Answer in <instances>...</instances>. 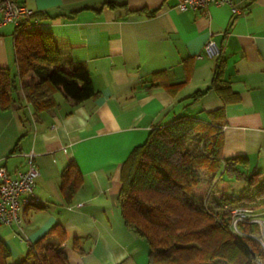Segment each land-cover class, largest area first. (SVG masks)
Wrapping results in <instances>:
<instances>
[{
	"label": "crops",
	"instance_id": "1",
	"mask_svg": "<svg viewBox=\"0 0 264 264\" xmlns=\"http://www.w3.org/2000/svg\"><path fill=\"white\" fill-rule=\"evenodd\" d=\"M21 1L47 13L38 27L73 44L72 57L89 69L97 93L73 105L58 92L53 110L36 112L19 87L11 106H0V164L16 175L34 151L40 171L41 203L23 209L20 225L0 226L11 253L24 255L60 223L70 264H149L148 242L122 216L121 166L153 127L181 115L225 105L224 155H247L264 170V0H236L244 7L236 15L227 4L183 10L177 0ZM15 29L0 26V67L13 74ZM220 52L234 99L225 103L214 89L193 98L211 84ZM70 162L83 183L67 197L62 172Z\"/></svg>",
	"mask_w": 264,
	"mask_h": 264
},
{
	"label": "trees",
	"instance_id": "2",
	"mask_svg": "<svg viewBox=\"0 0 264 264\" xmlns=\"http://www.w3.org/2000/svg\"><path fill=\"white\" fill-rule=\"evenodd\" d=\"M105 5L127 6L115 1ZM128 10L153 15L157 9ZM46 14L35 11L34 17ZM14 46L17 72L0 67L1 108L11 106L19 87L36 112L53 110L58 92L73 105L96 95L89 69L73 59L69 40L23 23L16 26ZM218 55L211 84L193 98L214 89L225 103L234 99L231 81L224 75L223 54ZM205 114H185L156 125L122 163L118 202L125 225L148 242L149 264H259L264 259L260 224L240 219L235 225L230 210L249 206L264 211V198L253 205L240 203L255 200L264 185L251 194L230 189L231 180H242L252 188L262 170L251 165L247 155H224L225 105ZM82 183L81 170L70 162L62 172L67 197ZM65 240V229L56 223L30 243L25 258L13 264H70ZM10 254L0 238V264H11Z\"/></svg>",
	"mask_w": 264,
	"mask_h": 264
},
{
	"label": "built area",
	"instance_id": "3",
	"mask_svg": "<svg viewBox=\"0 0 264 264\" xmlns=\"http://www.w3.org/2000/svg\"><path fill=\"white\" fill-rule=\"evenodd\" d=\"M212 4H227L234 15L242 13L244 7L236 0H177V6L183 10L207 9ZM35 10L21 0H0V26L13 23L15 26L23 23L34 25L38 19L34 17ZM215 41L210 40L205 49L208 53L213 51ZM27 168L13 175L7 166L0 164V224L20 225L23 209L29 205L41 203L40 197L35 192L36 178L40 171L35 161L34 151L26 153ZM82 204V203H81ZM235 219L259 222L261 227L260 237L264 246V219L258 217V212L249 206H235L230 208ZM264 264V259L258 261Z\"/></svg>",
	"mask_w": 264,
	"mask_h": 264
},
{
	"label": "rangeland",
	"instance_id": "4",
	"mask_svg": "<svg viewBox=\"0 0 264 264\" xmlns=\"http://www.w3.org/2000/svg\"><path fill=\"white\" fill-rule=\"evenodd\" d=\"M13 71L16 72V68L13 69ZM259 170H262V169H259ZM264 185V170H262V173L259 177V181L252 187V188H248L244 181L242 180H231L230 182V189L231 190H235L237 193H246V194H251V193H256L260 187ZM264 191L261 192H257L256 194V199L254 200V198H248V199H244L242 201H240L241 204H246V205H253L254 203L256 204L257 202L259 201H262L263 198H264ZM259 211H258V217L261 218V219H264V211L261 209V208H258ZM257 223H259L257 221ZM5 224H0V226H3ZM262 236V234H260V237ZM28 251V249H27ZM27 251L24 255H17L16 253H11L10 256L8 257V262L13 264L17 261H20L22 260L23 258L26 257V254H27Z\"/></svg>",
	"mask_w": 264,
	"mask_h": 264
}]
</instances>
